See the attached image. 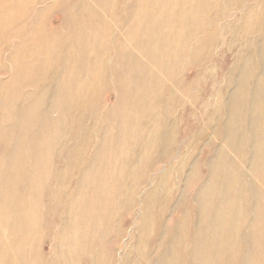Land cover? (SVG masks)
Returning a JSON list of instances; mask_svg holds the SVG:
<instances>
[{"label":"rangeland","instance_id":"374dc122","mask_svg":"<svg viewBox=\"0 0 264 264\" xmlns=\"http://www.w3.org/2000/svg\"><path fill=\"white\" fill-rule=\"evenodd\" d=\"M58 262L264 264V0H0V264Z\"/></svg>","mask_w":264,"mask_h":264},{"label":"bare ground","instance_id":"6f19581e","mask_svg":"<svg viewBox=\"0 0 264 264\" xmlns=\"http://www.w3.org/2000/svg\"><path fill=\"white\" fill-rule=\"evenodd\" d=\"M43 2H44V1H43ZM43 2H42V3H43ZM56 4H57V3H56ZM56 4H55V6H56ZM29 5H30V4H29ZM26 6H27V5H26ZM35 6H36V5H35ZM51 6H52V5H51ZM33 9H34V8H33ZM33 9H32V11H33ZM46 9H47V8H46ZM49 9H50V7H49ZM49 9H47L48 12H49ZM55 9H56V8H55ZM38 11H39V10H38ZM36 12H37V10H36ZM40 12H41V10H40ZM43 12H45V11H43ZM20 14H22V13H20ZM47 14H48V13H47ZM47 14H46V12H45L44 17H45ZM13 15H14V14H13ZM16 15H17V14H16ZM30 16H31V15H30ZM38 16H39V15H38ZM38 16H37V17H38ZM13 17H14V16H13ZM16 17H17V16H16ZM33 17H34V16H33ZM42 17H43V16H42ZM18 18H19V16H18ZM14 19H15V18H14ZM25 21H26V20H25ZM25 21H23V23H24ZM28 21H29V19H28ZM30 21H31V20H30ZM39 22H40V21H39ZM41 22H42V21H41ZM43 22L46 23L45 20H44ZM14 23H15V22H14ZM19 25H21V24H19ZM38 25H41V24L38 23ZM43 25H44V23H43ZM12 27H14V26H12ZM19 27H20V26H19ZM50 27H51V26H50ZM5 28H6V27H5ZM37 29H38V28H36V30H37ZM39 31H40V29H39ZM4 32H5V31H4ZM18 32H19V31H18ZM31 33H32V32H31ZM34 33H35V32H34ZM39 33H40V32H39ZM1 34H2V33H1ZM3 34H4V33H3ZM17 37H18V36H17ZM21 37H22V35H21ZM33 37H34V36H33ZM27 38H28V37H27ZM13 39H17V38H13ZM36 39H37V38H36ZM3 45H4V44H3ZM26 45H27V44H26ZM22 47H23V46H22ZM24 47H25V45H24ZM22 49H23V48H22ZM25 49H26V48H25ZM20 51H21V50H20ZM19 53H20V52H19ZM17 56H18V55H17ZM155 58H156V57H155ZM14 59H15V58H14ZM15 60H16V59H15ZM12 61H13V60H12ZM14 62H15V61H14ZM146 101H147V100H146ZM84 109H85V107H84ZM81 110H82V108H81ZM115 125H116V124H115ZM115 128H116V127H115ZM116 130H117V129H116ZM124 131H126V130H124ZM126 133H127V132H126ZM131 134H132V133H131ZM125 135H127V134H124V136H125ZM125 137H126V136H125ZM127 137H129V136H127ZM131 140H133V139H131ZM103 143H106V141H104ZM98 144H100V143H98ZM126 144H127V143H126ZM113 145H114V144H113ZM128 146H129V145H128ZM128 146H127V149H128ZM116 147H117V146H116ZM125 149H126V148H125ZM85 150H86V149H85ZM104 152H105V151H104ZM116 152H117V151H116ZM94 153H95V152H94ZM122 153H123V151H122ZM126 153H127V152H126ZM139 153H140V152H139ZM95 155H96V154H95ZM98 155H100V154H98ZM97 157H98V156H97ZM108 157H109V156H108ZM108 157H107V158H108ZM98 158H99V157H98ZM94 159H95V158H94ZM97 161H98V160H97ZM117 163H118V162H117ZM74 164H75V162H74ZM94 164H96V163H94ZM109 164H110V163H109ZM87 165H88V164H87ZM97 165H98V164H97ZM115 165H116V164H115ZM88 166H89V165H88ZM94 166H95V165H94ZM107 166H108V165H107ZM96 167H98V166H96ZM99 167H100V166H99ZM101 167H102V166H101ZM73 168H74V166H73ZM109 168H110V167H109ZM109 168H108V169H109ZM110 169H111V168H110ZM65 170H66V169H65ZM65 170H64V171H65ZM92 170H93V169H92ZM99 170H100V169H99ZM102 170H103V168H102ZM106 170H107V169H106ZM73 171H74V170H73ZM82 171H83V170H82ZM104 171H105V170H104ZM108 171H109V170H107V172H108ZM113 171H115V168H114ZM178 171H179V170H178ZM83 172H84V171H83ZM95 172H96V171H95ZM105 172H106V171H105ZM91 173H92V172H91ZM97 173H98V171H97ZM114 173H115V172H114ZM45 174H47V173H45ZM94 174H95V173H94ZM102 174H103V173H102ZM69 175H70V174H69ZM89 175H90V173H89ZM113 175H114V174H113ZM40 176H41V175H40ZM95 176L97 177L96 174H95ZM104 176H105V175H104ZM38 177H39V176H38ZM65 177H67V176H65ZM87 177H88V176H87ZM98 177H99V175H98ZM101 177H103V176H101ZM93 178L96 179L94 176H93ZM194 178H195V177H194ZM194 178H193V179H194ZM45 179H46V178H45ZM63 179H65V178H63ZM88 179H89V177H88ZM88 179H87V180H88ZM94 179H93V180H94ZM97 179H98V178H97ZM66 180H67V179H66ZM87 180H86V181H87ZM99 180H102V179H99ZM64 182H65V180H64ZM93 182L95 183V180H94ZM116 183H117V182H116ZM64 184H65V183H64ZM90 184H91V183H90ZM188 184H189V183H188ZM92 185H93V184H92ZM94 185H96V184H94ZM64 186H65V185H64ZM84 187H86V186H84ZM94 187H95V186H94ZM94 187H92V188H94ZM76 188H77V186H76ZM105 189H106V188H105ZM112 189H113V188H112ZM112 189H111V190H112ZM201 189H202V188H201ZM113 190H114V189H113ZM126 190H127V189H126ZM72 191H73V190H72ZM80 191H81V190H80ZM199 192H200V191H199ZM74 193H75V192H74ZM82 193H84V191H83ZM101 193H102V190H101V192H100V195H101ZM68 194H69V193H68ZM102 194H104V192H103ZM111 194H112V193H111ZM111 194H109V195H111ZM114 194H115V193H114ZM70 195H72V194H70ZM197 195H198V193H197ZM78 196H79V195H78ZM65 197H66V196H65ZM70 197H71V196H70ZM85 197H86V196H85ZM100 197H102V196H100ZM109 197H111V196H109ZM73 199H74V198H73ZM73 199H72V200H73ZM81 199H82V198H81ZM68 201H69V200H68ZM197 201H198V198H197ZM71 203H72V202H71ZM81 203H83V202H81ZM120 203H121V202H120ZM120 203H119V204H120ZM25 205H26V204H25ZM38 205H39V204H38ZM92 206H93V205H92ZM65 207H66V206H65ZM73 207H75V206H73ZM82 208H83V207H82ZM43 210H44V209H43ZM78 210H80V209H78ZM93 210H94V209H93ZM64 211H65V210H64ZM2 212H3V211H2ZM88 212H89V211H88ZM27 213H28V212H27ZM37 213H38V212H37ZM37 213H36V214H37ZM76 214H77V213H76ZM85 215H86V214H85ZM87 216H88V215H87ZM120 217H121V216H120ZM68 218H69V217H68ZM80 219H81V218H80ZM83 219H84V218H83ZM26 220H27V219H26ZM69 220H70V219H69ZM81 220H82V219H81ZM119 220H120V219H119ZM34 221H35V219H34ZM83 221H84V220H83ZM85 221H86V220H85ZM183 221H184V220H183ZM29 222H30V221H29ZM116 222H117V221H116ZM116 222H115V223H116ZM120 222H121V220H120ZM26 223L28 224V222H26ZM31 223H32V222H31ZM76 223H77V220H76ZM22 224H23V223H22ZM80 225H81V224H80ZM66 226H67V225H66ZM119 226H120V225H119ZM120 227H121V226H120ZM25 228H26V227H25ZM61 228H62V226H61ZM80 228H81V227H80ZM21 229H22V228H21ZM76 229H77V228H76ZM141 230H142V229H141ZM26 231H27V230H26ZM87 231H88V230H87ZM71 232H72V231H71ZM71 232H70V233H71ZM146 232H147V231H146ZM25 233H26V232H25V229L23 228L21 234H22L23 236H25ZM141 233H142V231H141ZM58 234H59V232H58ZM60 234H61V233H60ZM145 234H146V233H145ZM76 235H78V234L76 233ZM61 237H62V236H61ZM61 237H60V238H61ZM144 237H145V236H144ZM187 237H188V235H187ZM75 238H76V237H75ZM55 239H57V238L55 237ZM94 239H95V238H94ZM172 239H173V238H172ZM40 240H41V239H40ZM141 240H142V239H141ZM143 240H144V239H143ZM60 241H61V240H60ZM76 241H77V239H76ZM81 241H83V240H81ZM92 241H93V240H92ZM23 242H24V239L22 240L21 244H22ZM47 242H48V241H47ZM93 242H94V241H93ZM26 243H27V242H26ZM67 243H68V242H67ZM19 244H20V243H19ZM42 244H43V243H42ZM63 244H64V243H63ZM139 244H140V243H139ZM55 245H56V244H55ZM181 245H183V244H181ZM89 246H90V245H89ZM91 246H92V245H91ZM143 246H144V245H143ZM85 247H86V246H85ZM149 247H150V246H149ZM58 248H59V247H58ZM144 248H145V246H144ZM147 248H148V247H147ZM50 249H51V248H50ZM50 249H49V250H50ZM88 249H90V248H88ZM88 249H87V250H88ZM56 250H57V249H56ZM84 250H85V249H84ZM138 250H139V249H138ZM145 250H146V249H145ZM147 250H149V249H147ZM59 251H60V250H59ZM85 251H86V250H85ZM139 251H140V250H139ZM179 251H180V250H179ZM107 252H108V251H107ZM110 252H111V251H110ZM174 252H175V251H174ZM56 253H57V252H56ZM75 253H76V252H75ZM84 253H85V252H84ZM145 253H146V252H145ZM145 253H144V254H145ZM151 253H152V252H151ZM170 253H171V252H170ZM39 254H40V253H39ZM144 254H142L143 257L145 256ZM56 255H57V254H56ZM58 255H59V254H58ZM108 255H109V254H108ZM138 255L140 256V253H138ZM147 255H148V254H147ZM151 255H152V254H151ZM83 256H85V255H83ZM28 257H29V256H28ZM59 257H60V256H59ZM61 257H62V256H61ZM85 257H86V256H85ZM147 257H148V256H147ZM142 259H143V258H142ZM148 259H149V257H148ZM62 260H63V259H62ZM151 260H152V258H151ZM151 260H150V261H151ZM178 260H179V258H178ZM147 261H148V260H147ZM83 262H84V261H83ZM142 262H143V261H142ZM148 262H149V261H148ZM177 262H180V261H177ZM80 263H81V262H80ZM139 263H140V262H139ZM58 264H59V262H58ZM141 264H142V263H141ZM145 264H147V263H145Z\"/></svg>","mask_w":264,"mask_h":264}]
</instances>
